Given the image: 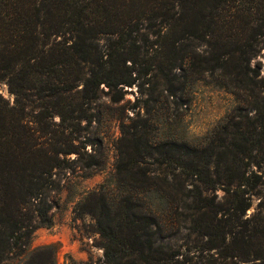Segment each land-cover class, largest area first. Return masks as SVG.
<instances>
[{
  "label": "trees",
  "instance_id": "trees-1",
  "mask_svg": "<svg viewBox=\"0 0 264 264\" xmlns=\"http://www.w3.org/2000/svg\"><path fill=\"white\" fill-rule=\"evenodd\" d=\"M263 48L264 0H0V84L14 95L0 91V264H56L31 243L53 224L57 175L104 168L87 149L92 103L134 86L114 173L77 206L103 241L96 264H264V216L244 217L264 183ZM203 83L237 113L194 135Z\"/></svg>",
  "mask_w": 264,
  "mask_h": 264
},
{
  "label": "rangeland",
  "instance_id": "rangeland-1",
  "mask_svg": "<svg viewBox=\"0 0 264 264\" xmlns=\"http://www.w3.org/2000/svg\"><path fill=\"white\" fill-rule=\"evenodd\" d=\"M252 64L259 67L264 77V48L253 58ZM126 89L128 91L125 99L120 103L111 102L105 93H102L100 100L92 103V120L84 130L86 137L90 139L87 149L99 152L101 148L104 152V168L91 176H85L83 163L76 161L64 166L72 168L59 171L57 179L60 189L54 194L51 209L53 224L51 227H40L33 233V258H49L54 255L56 264H96L104 260L103 241L95 221L89 215H79L77 206L88 192L98 188L114 173L121 121H129V116L139 111V108H136L139 98L137 87ZM0 91L6 98L14 100V95L10 93L6 83L0 84ZM237 101L238 99L225 89L206 83L198 84L193 89V102L186 116L191 133L204 135L220 124L229 112L237 113L233 111ZM259 157H264V153H259ZM218 193L221 198L224 192L219 190ZM250 216L263 219L264 183L258 188V193L253 198V206L244 217ZM177 239L180 240L181 236Z\"/></svg>",
  "mask_w": 264,
  "mask_h": 264
}]
</instances>
